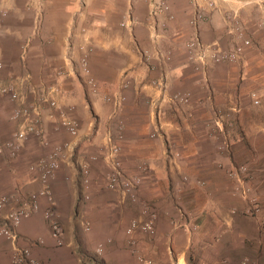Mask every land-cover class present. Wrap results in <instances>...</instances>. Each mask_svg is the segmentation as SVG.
Segmentation results:
<instances>
[{"label":"crops","instance_id":"1","mask_svg":"<svg viewBox=\"0 0 264 264\" xmlns=\"http://www.w3.org/2000/svg\"><path fill=\"white\" fill-rule=\"evenodd\" d=\"M86 3L87 10L90 13H94L95 17L98 16L93 20V27L105 30V33L101 36L97 34V31L91 33L95 51L89 61L90 73L98 85V94L88 95L83 78L78 73L76 75L73 72V65L64 58V44L66 45L67 36L70 34L69 30L74 26L73 21L78 12L80 0L45 1V5H43L45 13L44 29L49 43L38 45L39 49L37 46L35 48L32 47L33 51L34 49L37 50V52L34 51L37 56L32 55L30 59V63L36 65L32 67L35 70L32 73L39 82L48 85L53 82V75L49 66L55 64V62L59 65L63 64L67 71V76L56 80L60 87L59 105L63 109H75V114H73L81 117L84 123L87 122V124L91 125L92 116L98 113L96 111L99 109L106 111L111 109L110 115L105 116V119L109 118V125L115 123L117 125L118 121L123 123L122 120L124 118L126 135H124L122 141L124 143L121 153L123 170L125 173H133L139 162L145 161L148 164L149 173L151 174L142 177L139 195L142 200L145 199L144 201L148 202L150 205L148 207L157 216L154 237L148 238L139 232L135 234L141 255L151 259L154 264H195L202 259H213V257L216 259L222 258L223 264H264V233L257 231L245 233L221 215L219 190L232 182L227 181L223 176L224 169L215 166L214 160L218 159L228 163L230 157L216 155L213 147L214 142L209 141L206 136L202 138L196 130L185 127V124H183L182 128L173 127L174 125L170 124L168 117V110L171 109V105L166 103L165 99L149 83L153 78L164 77L169 85L167 94L176 90H189L191 92L193 99L187 107L193 109L195 114L194 116L191 114L193 120L189 125L195 124L194 122L199 124V122L210 118V113L207 110L209 103H212L211 105L215 107L218 105H229V108L237 107L239 109V104H233L231 101L233 98V87H224L220 83L215 84V79H213L215 85L211 84L210 89H205L199 80L197 86L195 80L198 79V73L186 68V66L183 68L180 66L185 60L183 49L179 52V49L173 47L177 44L172 37H168L167 40H162V37H155L159 33L161 21L164 22V20L159 18L151 26H144L149 8L145 0L135 6L137 18L140 20L136 27L139 46L144 51L148 50L152 53H155L159 48L168 50L173 47L174 52L173 56L170 57L168 55L170 60L167 63L154 60L153 63L156 68L153 70H148L147 66L142 62V57L140 53L135 51V43L131 40L128 31H116V23L123 19L128 9L127 3L124 0H86ZM189 13L188 11L186 15H189ZM22 17L29 19L25 22L27 26L30 23V14L26 11L19 14L14 10L13 16H11L10 11L9 17H0V59L2 61L13 59L17 54V26L23 24L18 22L17 19ZM220 27L222 29L221 18L216 16L211 22L203 24L199 31L202 38L208 41L221 33V30L219 31ZM260 46L259 50L251 51L249 54L254 57L255 64L262 66L261 68L264 69V42ZM178 52L180 56H176ZM49 59L53 64L48 63ZM210 71L207 72V77L211 83L213 82L212 77L223 73L220 68H212ZM260 71L255 75L254 79L257 84L260 83L262 85L264 84V71ZM18 72L19 69L17 68L15 73L17 74ZM125 77L129 80V87L123 90L119 88V85ZM106 96L110 97L111 101L104 102L103 98ZM116 96H124L125 99L120 103L121 105L117 108V111L114 112L116 109L114 107ZM200 101L205 103V105H198ZM202 108L205 109L203 110ZM11 109L12 105L0 96V129L1 126L6 125L7 112L10 113ZM46 114L47 111L44 110L43 119L45 125L48 124ZM50 128L48 135H50L51 139L61 137L63 134L61 131H56L53 124H51ZM186 128L187 130H184ZM154 129H158L160 136L150 141L148 137ZM81 131L78 136L79 139L82 135ZM43 135L45 139H48L44 130ZM108 137L104 140L106 142L103 151L107 148ZM110 138L115 142L113 136ZM96 140L94 138L87 144L86 148L88 151L95 150ZM168 151L171 156L172 153H180L181 158L172 159L170 155L168 157ZM102 154L103 152H101ZM234 157H236L235 150L233 151L232 159ZM64 164L68 168L70 163L67 161ZM15 168L19 171L17 167ZM67 170L65 177L62 171L57 174L56 180H54L52 185L58 210L61 213L63 222H65V228H68L70 221L80 211V209H76L75 205L77 202L73 201L71 195V192H73L72 176L74 174L71 172L72 170ZM176 174H180V182ZM75 175L77 174L75 173ZM183 175L188 177L195 176L203 180L206 183V187H202L204 191H196L195 185L188 184L189 187L187 183H183ZM179 184L187 186V195L184 194L181 197L177 195L180 190ZM91 187L92 175L90 197ZM191 189L195 191L190 192L189 190ZM205 190H209L211 195ZM67 191L68 194H66ZM105 191L110 192L106 189ZM115 194L120 196L121 202L119 203L120 206L116 202L111 203L110 205L113 208L116 206L117 208L121 207V214L126 215L127 211L125 209L128 210V207H131L132 213L137 217L140 215L142 208L138 209V206L133 205L128 200H123L120 194ZM188 211H192L194 216L190 221L188 220L189 218L184 217ZM132 213L127 219H122V216L119 217L118 211L114 212V214L111 213L110 219H108L110 226L117 230L119 224L123 223L120 218L127 222V220L131 219ZM24 222H27V226L24 225ZM175 223H181L184 226L188 224L191 231H183L181 228L174 229ZM35 225L29 219L24 220L19 228V233L24 237H32V231L36 230ZM123 233L124 229L122 228L120 229V235ZM212 238H216V242ZM34 252L37 253V250H34ZM121 255L114 256L113 248L111 247L105 258H103V262L104 264H115L118 259L125 260L127 258L128 260V256L124 254L123 250ZM245 255L247 257L244 258Z\"/></svg>","mask_w":264,"mask_h":264},{"label":"rangeland","instance_id":"2","mask_svg":"<svg viewBox=\"0 0 264 264\" xmlns=\"http://www.w3.org/2000/svg\"><path fill=\"white\" fill-rule=\"evenodd\" d=\"M46 0H0V17L6 18L9 17L10 11L11 16H13L14 10H16L19 14H22L23 11H26L30 14V23L26 26L25 22L28 20L26 17H22L17 19L18 22L23 23L17 26V54L15 58H11L7 61L3 60L4 69L1 72V78L5 82H17L21 76L29 73L31 75L32 81L34 83L35 88H42L45 86L44 83L39 82L32 71L35 70L32 68L34 65L30 63V59L32 55L37 56V50L32 49L38 45H42L49 43V40L46 39L45 35V13L44 7ZM127 5L128 9L125 12V15L122 20L116 23L117 29L116 31L120 30H127L131 40L135 43V51L142 54V52H147L141 49L139 43L137 42V33L136 27L140 23V20L137 18V13L135 11V6L144 0H137L135 2H128L124 0ZM148 5V11L146 15V21L144 26L147 27L151 26L153 22H157L159 18L164 20L161 21L159 25V33L156 34L157 37H162V40L168 37H172L177 45H174L175 49H181L184 51V62L180 64L183 68L191 69L192 71L198 73V79L195 80L198 86V80L203 85V87L211 88V84L213 85L215 82L213 79L216 80L215 84H222L224 87H233V98L232 102L239 104L240 108L237 113H230L227 119L230 121V125L224 124L221 126L222 132H224V138L227 141V147L225 148L226 144H224L223 136L219 129L214 125L209 123V119L203 120V122H199L197 124L189 125L193 118L190 114L194 116V110L189 107H173L171 106L170 110H168V117L170 119V124L174 125L173 127L182 128L183 124L187 128H191L192 130H196V132L202 137L206 138L209 141L214 142V152L218 156H227L230 157L228 163H224L218 159L214 160L215 166H219L223 169V167L227 166L229 163L237 166H243L246 168L245 173V186L248 189L247 195L250 197L249 199H255L257 205L260 208L261 215L259 214L258 217H251L245 214V210L247 209L248 200H244L240 197L232 183H228L226 187L221 188L219 191V203L221 204L222 216L226 217L228 220L232 222V225L237 226L238 228L242 229L243 232L248 233L249 231H257L259 233H264V230L261 226V221L264 219V84L260 85V83L255 82V75L260 71L263 72L260 65H256L254 62V57H251L249 52L259 50L260 44L264 42V0H145ZM11 3V5H9ZM162 3V4H160ZM154 4H160V6L164 7L163 12L154 15L152 12V6ZM199 10L201 14L204 15V20L201 22L198 27H193L190 25V20L193 18L194 13ZM1 11H6V16H1ZM41 13L40 25L37 30L34 27L35 21V14ZM190 12L189 15H186L187 12ZM130 14L133 15L135 22L130 25H125L127 23V16ZM216 16H219L222 21V29L220 27L219 31L221 33L216 35L213 39L205 40L202 38L200 34V27L208 22H211ZM98 17V16H96ZM94 13H90L87 10V3L86 0H80V5L78 12L74 17V26L71 27L69 30L66 45L65 47V60L70 61L71 65H73V72L79 74L81 78L85 81V77L83 73H81L80 63L82 60L83 53H88V69L90 72V58L91 55L95 51V46L92 40L91 33L97 31L98 35L101 36L105 33V30L98 29L93 27L94 22L93 20L96 18ZM3 20V19H2ZM27 20V21H26ZM150 20V21H149ZM234 22H237L240 26L242 32L241 36L238 37L237 35L229 34V29L232 28ZM73 24V23H72ZM133 25V26H132ZM25 27V28H24ZM199 34L200 39L204 43H211V42H218L221 47L229 48L232 44L238 43L241 44L243 40H249L250 45L243 49V53L241 55V60L238 63H215L211 62L207 66V72H211L212 68H220L223 73L219 76L212 77V83L208 79L207 85L204 86L202 82V78L199 72L195 71L193 68L194 66L188 64L186 62V43L194 36V34ZM29 40L30 45L29 49H27V55L24 59L21 58L20 54L22 53V46ZM78 40H81L78 42ZM78 42V43H77ZM173 47L169 48L168 50L157 49L161 52L166 53L170 57L173 56ZM179 47V48H178ZM181 47V48H180ZM143 50V51H141ZM156 50V51H157ZM82 52V55H81ZM149 53H152L148 51ZM147 52V53H148ZM176 53V56L180 53ZM154 54V53H152ZM180 56V55H179ZM182 56V55H181ZM169 57V60H170ZM36 58V57H34ZM53 60V59H52ZM167 60V61H169ZM260 61V59H258ZM166 61V63H167ZM181 61V60H179ZM50 62V63H49ZM49 64H53L52 61L48 60ZM55 64H58L55 62ZM51 65L49 66L50 72L53 75V82L50 83L52 85H58L56 83L57 79H61L67 76V71L65 70V66L63 64L58 65ZM15 65V66H13ZM19 69V74L15 73L16 69ZM156 68V67H155ZM48 69V70H49ZM148 70H151L148 68ZM58 72H61V75H58ZM16 74V75H15ZM90 77L91 76V73ZM93 79V78H92ZM43 80V79H42ZM94 80V79H93ZM95 81V80H94ZM47 84V83H46ZM97 84V83H96ZM200 84V85H201ZM214 84V85H215ZM201 85V86H202ZM85 86V85H84ZM98 86V85H97ZM86 88V87H85ZM174 92H190L189 90L185 91H174ZM256 92L257 96L259 97V104L253 105L250 100V93ZM191 93V92H190ZM60 94V92H59ZM57 95V99L58 96ZM98 94V93H97ZM124 97V96H123ZM6 102L10 105L12 103L3 98ZM102 99V97H101ZM125 99V97H124ZM193 99V97H192ZM195 100V99H194ZM103 101L105 102L104 98ZM197 101V100H196ZM236 101V102H235ZM102 102V101H101ZM107 103V102H106ZM212 103H209V107L207 110L209 111V116L211 117L213 111L215 109L221 110L223 113L224 118H226V112H229V105L222 106H212ZM198 105H205L202 101L199 102ZM203 110L205 108H202ZM44 110V109H43ZM46 110V109H45ZM64 111H68L69 114L76 118L79 122V134L82 129V135L80 139L78 136L76 138H72L67 135L64 131H61L63 134L61 137H57L56 139H51L48 132L50 131L51 122L48 120V124H44L45 121L43 120L42 128L46 133V140L48 141L49 145L52 147L57 144L63 143H70L73 147V151L78 153L80 152L84 156L88 155H96L97 160L91 163V175H92V187H91V197L87 203L81 202V189L77 181L76 168L74 164V158L69 161L68 168H66V164L63 162L60 163V169L57 171L59 174L61 171L64 172L63 176L67 175L68 170H72L71 172L74 174L73 178V192H71L72 199L74 202H77L75 207L76 209H80L76 213V217L70 221L68 228H65L63 222V218L60 215V224L63 230V237L62 245H58L56 240H54L51 236V232L49 229L48 224L43 218V210L45 208V201L40 200L39 203V210L32 214L29 218L23 219L20 225L17 228L18 234V244L29 250L31 259L35 260L38 264H104L103 258L109 249L112 247L114 256H122L121 251H124V254H127V258L125 260L118 259L115 264H133L135 262V258L133 255L130 254L126 245V235L125 230L128 227L130 221L137 216L132 213L131 207H128L126 215L121 214L120 210L121 207L117 206L113 208L110 204L116 202L120 206V196L115 194L114 192H106L105 191V184H106V173H107V165L104 163L102 159L101 152H104L105 142L104 140L107 139L108 135L114 134V138L120 133L118 126L115 124L109 125V118L105 119V116L110 115V111L99 109L98 113L92 116V124L89 125L87 122H83L81 117L75 114V109H63ZM7 120L6 125L1 126L0 129V142H3L10 138L12 132L15 129V125L13 122L10 121V114L11 112H7ZM74 113V114H73ZM107 114V115H106ZM112 114V113H111ZM121 115V114H120ZM9 116V117H8ZM122 120V119H121ZM123 139L124 135H126V125L125 120L123 118ZM172 121V122H171ZM202 121V120H201ZM188 126H187V125ZM228 125V126H227ZM84 128V129H83ZM184 129V130H187ZM190 129V130H191ZM211 134V135H210ZM150 135V134H149ZM198 135V138L200 139ZM108 137V138H109ZM96 138V146L94 151H88L86 148L87 144L90 140H94ZM126 138V136H125ZM158 138V137H157ZM155 138V139H157ZM122 140H116L115 143H118L121 147L120 152V160L121 153H122V146L124 143ZM150 141L155 140L148 137ZM148 140V141H149ZM113 142V141H112ZM108 144V143H107ZM106 144V147H107ZM100 147H102L100 149ZM222 148V149H220ZM100 149V150H99ZM225 150V151H224ZM236 152V157L232 159L233 151ZM47 152V149H44L39 144V140L36 138L28 139L27 142L24 143L22 149L19 152V155L15 158H6L5 156H0V194H15L20 196L21 198H26L28 195L34 193L38 189V183L35 180V177L29 173L28 167L29 165L36 161L38 158L42 157ZM69 153V152H68ZM229 154V155H228ZM66 156V155H65ZM181 155L177 158L180 159ZM96 166V168H95ZM17 167L19 171L15 168ZM94 168V170H93ZM221 169V170H222ZM224 172V170H223ZM66 173V174H65ZM135 172L126 173L128 175H133ZM56 174V177H57ZM151 173H144L141 174V180L144 175H148ZM177 179L181 180L180 174H176ZM182 176L183 183V177ZM227 181L228 178L224 172L223 175ZM196 178L201 180L198 177H190ZM262 179V180H261ZM56 180V179H55ZM203 181V180H201ZM204 182V181H203ZM230 182V181H229ZM142 183V182H141ZM182 183V182H181ZM180 185V184H179ZM190 185V184H189ZM187 184V186H189ZM194 185V184H192ZM187 186L184 184L180 185L179 193L177 194L181 197L184 194H188ZM196 186V191H204L206 187V183L204 182L203 186ZM190 187V186H189ZM140 189V188H139ZM195 190H189L190 192H194ZM209 195L211 192L209 190H205ZM54 193V191H53ZM68 194V191L66 192ZM138 195V202L133 203V205L138 206V209H141L142 206L148 204L147 201L142 200V198ZM55 197V195H54ZM56 198V197H55ZM67 198V197H66ZM56 201V199H55ZM180 201V199H179ZM57 204V201H56ZM58 209V205H57ZM59 211V210H58ZM118 211V216L122 219H127V217L131 215V219L127 220H120L123 222L119 224L117 230L114 227L110 226V214ZM195 211V210H194ZM10 210L7 209L4 214L9 213ZM83 214L84 217L80 218V214ZM134 214V215H133ZM187 214H191L192 211H188ZM37 215V216H36ZM29 219L30 222L34 225L36 224V230L32 231V237H24L19 233V228L24 220ZM86 219L90 223V230L88 232L83 231L81 227V221ZM39 224H37V223ZM128 223V224H127ZM24 225L27 226V222H24ZM127 225V226H126ZM124 229V233L120 235V229ZM256 233V232H255ZM257 233V234H259ZM216 238H212V240ZM214 242V243H215ZM102 244L103 253L102 257L97 260L95 263L88 262L89 256H92L98 247V245ZM233 244H235L233 242ZM37 250V253L34 252ZM86 255V256H82ZM217 255V254H215ZM42 257V259H41ZM126 257V255H125ZM247 257L246 255L244 258ZM86 258V259H85ZM95 260V258H93ZM248 259V258H247ZM222 258L216 259H202L200 262L195 264H221ZM246 263V260H245ZM0 264H15L12 261V246L9 242L0 239ZM30 264V263H25ZM258 264V263H256Z\"/></svg>","mask_w":264,"mask_h":264},{"label":"built area","instance_id":"3","mask_svg":"<svg viewBox=\"0 0 264 264\" xmlns=\"http://www.w3.org/2000/svg\"><path fill=\"white\" fill-rule=\"evenodd\" d=\"M128 2H135L137 0H127ZM162 4V3H160ZM160 4H154L152 13L158 15L163 12L164 7ZM41 13L37 11L35 14L34 27L35 30L39 28ZM1 16H6V11H1ZM204 15L197 10L193 18L190 20V25L198 27L203 22ZM135 22L132 14L127 16V23L125 25H131ZM241 28L237 22H234L232 28L229 29V34H235L238 37L241 36ZM29 40L22 46L21 58L24 59L27 55V49H29ZM250 45L249 40H243L241 44H232L229 48H223L218 42L204 43L199 34L195 33L194 36L186 43V62L194 66V70L199 72L202 78L204 86L208 83L207 66L211 62L215 63H238L241 60L243 49ZM142 62L150 68L155 69L156 65L153 61L166 62L169 60V56L157 50L154 54L142 52L140 54ZM81 73L85 77L84 85L87 89L88 95H94L98 92V86L96 82L90 77V72L87 67L86 57H82L80 63ZM4 69V64L0 59V96L9 100L12 103V109L10 114V121L15 125V129L12 132L10 138L0 142V156L6 158H15L19 155L25 142L28 139L36 138L39 140V144L47 152L36 161L32 162L28 171L35 177L38 183V189L34 193L28 195L26 198H21L15 194H0V239H3L10 243L12 246V261L15 264H38L35 260L31 259L28 249L21 247L18 244L17 228L23 219L29 218L32 214L39 210L40 200L45 201L46 205L43 210V218L49 226L51 236L58 245H62L63 230L60 224V215L57 209L53 193V182L56 178L57 171L60 169V163H64L74 158V164L76 168L77 181L81 189V202L87 203L90 200V185H91V163L97 160L96 155H88L87 157L80 152L73 151V147L70 143L57 144L50 146L48 141L43 135V111L46 109V118L53 124L56 131H64L72 138H76L79 135V122L76 118L72 117L68 111L62 110L59 105L57 95L60 92L59 85L48 84L42 86V88H35L29 73L16 79L17 82H5L1 78V72ZM58 72V75H61ZM150 86L155 89L161 97L165 99V102L173 107H187L192 102V95L190 92H168V81L164 77L153 78L150 80ZM129 80L125 77L120 85V89H128ZM106 102L111 101L110 97H104ZM124 100L123 96H116L114 107L117 108ZM250 100L253 105H258L260 100L256 92L250 93ZM44 109V110H43ZM229 112H226V118L219 109L213 111L209 123L214 124L221 132L225 145L227 143L224 138V132H222L221 126L224 124L230 125V121L227 117L230 113H237L239 109L237 107L229 108ZM191 116V114H190ZM227 125V126H228ZM120 133L116 136V140L123 139L124 126L121 122H117ZM211 135V134H210ZM160 136L158 129H154L149 137L155 139ZM112 142L109 137L107 140V148L102 154V159L107 165L106 184L105 189L110 192L118 193L123 200H128L131 203L138 202V191L141 186V174L149 173L150 168L145 161L139 162L136 165V173L128 175L124 172L122 163L120 160L121 147L118 143ZM227 147V144L225 148ZM222 149V148H220ZM170 151V150H169ZM167 152L169 157L170 153ZM225 151V150H224ZM69 152V153H68ZM66 155V156H65ZM180 153H172L170 158H178ZM224 172L230 182L233 183L235 191L240 194V197L244 200H248L247 209L245 214L251 217H258L260 208L255 199H249L247 195L248 189L245 186V173L246 168L243 166H237L228 164L223 167ZM183 180L187 184H194L197 186H203L204 182L196 179L184 176ZM9 209L10 212L4 214ZM84 217L81 213L80 218ZM184 217L192 219L191 214H185ZM83 219V218H82ZM157 216L153 210L147 205L142 207L140 215L133 218L128 227L125 230L126 245L128 251L134 256L135 262L133 264H154L151 259L145 258L141 255L138 248V241L135 237L136 232L142 235L152 238L154 237L155 223ZM262 229L264 230V219L260 222ZM81 227L83 231L88 232L90 230V223L84 219L81 221ZM175 223L174 229L181 228L183 231H191L188 224ZM103 247L102 244L98 245L94 254L89 256L88 262L95 263L102 257ZM86 256V255H83ZM95 258V260L93 259ZM86 259V258H85ZM223 264V263H221Z\"/></svg>","mask_w":264,"mask_h":264},{"label":"bare ground","instance_id":"4","mask_svg":"<svg viewBox=\"0 0 264 264\" xmlns=\"http://www.w3.org/2000/svg\"><path fill=\"white\" fill-rule=\"evenodd\" d=\"M129 14H130V13H129ZM130 26H131V25H130ZM132 26H133V25H132ZM86 52H87V51H86ZM86 52L83 53V56H82V57H86L87 67H89V66H88V56H89V55H88V53H86ZM112 136H114V134L110 135V137H112Z\"/></svg>","mask_w":264,"mask_h":264},{"label":"trees","instance_id":"5","mask_svg":"<svg viewBox=\"0 0 264 264\" xmlns=\"http://www.w3.org/2000/svg\"><path fill=\"white\" fill-rule=\"evenodd\" d=\"M82 256H83V254H82Z\"/></svg>","mask_w":264,"mask_h":264}]
</instances>
